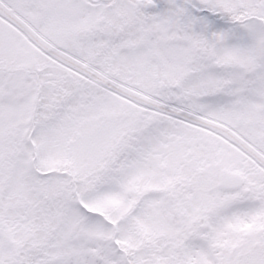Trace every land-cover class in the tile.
<instances>
[{
  "label": "snow or ice",
  "instance_id": "1",
  "mask_svg": "<svg viewBox=\"0 0 264 264\" xmlns=\"http://www.w3.org/2000/svg\"><path fill=\"white\" fill-rule=\"evenodd\" d=\"M0 264H264V0H0Z\"/></svg>",
  "mask_w": 264,
  "mask_h": 264
}]
</instances>
